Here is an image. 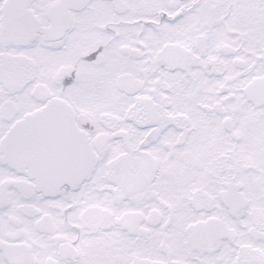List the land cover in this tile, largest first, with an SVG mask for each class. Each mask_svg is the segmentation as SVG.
Returning <instances> with one entry per match:
<instances>
[{
  "label": "snow or ice",
  "instance_id": "6c2138e0",
  "mask_svg": "<svg viewBox=\"0 0 264 264\" xmlns=\"http://www.w3.org/2000/svg\"><path fill=\"white\" fill-rule=\"evenodd\" d=\"M0 264H264V0H0Z\"/></svg>",
  "mask_w": 264,
  "mask_h": 264
}]
</instances>
